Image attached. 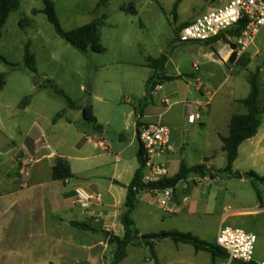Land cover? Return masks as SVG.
Listing matches in <instances>:
<instances>
[{
    "label": "rangeland",
    "instance_id": "374dc122",
    "mask_svg": "<svg viewBox=\"0 0 264 264\" xmlns=\"http://www.w3.org/2000/svg\"><path fill=\"white\" fill-rule=\"evenodd\" d=\"M52 1L66 31L107 16L100 27V44L105 52H81L56 33L41 12L42 0H21L20 8L7 20L0 44V55L6 60L0 62V74L6 75V86L0 91V176L9 173L18 178L15 186L18 187L28 183L26 174L35 167L45 180L52 161L35 162V159L52 153L70 161L76 174L73 182L86 180L91 163L85 157L122 152L130 165L136 164L140 143L133 142V124L138 118L131 113L139 116L141 109L156 116L152 122L161 121L172 129L173 140L184 149L176 158L182 156L181 160L195 166L204 164L210 157L212 168H226L227 157L221 150L218 133L228 134L231 116L246 113V108L234 104L232 99L248 97L249 80L257 71L260 73L259 106L264 105V27L247 52L240 59L232 60L235 54H228L227 58L223 54L227 46L234 45L233 41L214 45L180 42L181 24L196 19V6L202 0H112L100 11L96 10L100 0ZM132 5L136 14L130 11ZM29 42L37 74L25 63V47ZM162 56L168 58L164 74L181 79L165 82L163 89L147 100V82L154 75L149 65ZM58 91L64 92L76 107H70ZM162 96L168 99L167 105L161 103ZM197 100L203 104L210 102L211 106L201 110L205 124L189 125L186 106ZM88 106L95 108L103 130L85 121L82 109ZM41 135L44 142L38 145V155L25 152L30 146L28 142H35ZM88 140H104L110 151L95 148ZM256 141L259 143L252 153L242 151L234 164L235 172L253 171L264 176V119ZM80 147L86 151H79ZM21 150L27 156L25 159ZM113 162V158L108 159L109 166L102 170L112 168ZM176 171L172 163L169 174ZM190 179L189 184L183 183L179 188L180 213L163 210L154 199L138 202L132 214L135 235L127 246V257L120 264H213L208 253L196 252L190 244L177 243L171 238L143 239V236L191 233L216 243L222 226L254 233L257 236L254 260L262 264L264 186H259L263 195L260 202L247 179L226 176L212 179L210 175H192ZM186 185L190 188L184 190ZM57 190L54 188L51 193ZM4 206L8 210L0 221V264L89 263L86 252L80 249L57 254L39 234L42 225L36 224V237L31 239L32 223L20 218L22 206L13 205L6 198L0 201V208ZM67 206V210L47 208L50 229L59 227L60 220L70 218L72 212L81 211L71 197ZM102 222V219L95 220L96 225ZM67 236L73 242L71 245L100 240L103 245L95 254L98 264L112 263L116 246L108 244L104 232L93 234L69 227ZM149 243L153 244L154 251Z\"/></svg>",
    "mask_w": 264,
    "mask_h": 264
},
{
    "label": "crops",
    "instance_id": "0c3cea01",
    "mask_svg": "<svg viewBox=\"0 0 264 264\" xmlns=\"http://www.w3.org/2000/svg\"><path fill=\"white\" fill-rule=\"evenodd\" d=\"M54 3H55V1H54ZM222 3H223V0H202L200 2V5L196 6L198 9V11H197L198 16H200L204 13H207V12L213 10L214 8L219 7ZM55 6H56V3H55ZM56 8H57V6H56ZM56 11H57V9H56ZM191 21L192 20H187V21L183 22L181 25L184 26ZM162 75L165 77H171V76L165 75L164 72L162 73ZM159 87H161V88H159ZM163 87H164V85L157 86L155 91L153 92L152 96H154L155 94L158 93L157 90H162ZM198 90L204 96L202 87H199ZM246 98H242V99H240V98L235 99L234 98V99H232V102H234V104H240V105H243L245 107V105L242 103V101ZM161 103H164L165 105H167L168 99L165 96H162L161 97ZM187 106H190V108L188 109ZM187 106H186V115L188 113L195 112L197 110L201 113V110H206L207 109L206 107L211 106V105H210V102L203 104L202 101L197 100L194 102V104H189ZM92 109H93L94 116L96 117L97 114H96L95 108L92 107ZM246 113H247V108H246ZM246 113H244V114H246ZM131 116H136L138 118V121H136L133 124V127H134L133 142L135 140H137L139 142V139H138L139 126H141L143 124L154 123L152 121L155 120L156 116L152 115L151 113L146 114L142 109L140 110L139 116H137V113H134V114L131 113ZM161 116H162V114L159 115V117H161ZM232 117H233V115L231 116V118ZM231 118H230V121H231ZM159 122H161V121H159ZM97 123L100 126V128H98V129L103 130L101 125L99 124L98 118H97ZM199 124H205L202 114H201V121ZM189 125H192V124H189ZM193 125H195V124H193ZM229 125H230V123H229ZM171 131H172V129H171ZM228 135H229V130H228V134L225 132L218 133V137L220 140H221V136L226 137ZM258 135H259V132H258L257 136H255L254 138L244 142L241 145V147L239 148L238 159L241 156L242 151L244 153H247V154H249L250 152L251 153L253 152V150L255 149L254 148L255 145H257L259 143V141L258 142L256 141ZM121 137H122V139H125L124 135H121ZM88 141L93 142L95 148H100L103 151H107V152L110 151L109 145H107L104 140H97V141L88 140ZM254 141H255V144L254 145L251 144ZM41 142H44V135L38 136L36 138L35 142H28L30 145V146H28V149H30V150L27 149V150H25V152L26 151H33L34 155H38V152H39L38 145ZM133 142H132V144H133ZM245 145H247V147H245ZM172 148H173L172 153L170 155H168L164 160L167 162L169 172H170V167H171L172 163H175V167H176L177 171L172 175H170L168 173L167 178H171V177H174L175 175H177L179 170H180L182 163L186 164L188 167H193V166H189L185 161L181 160L182 156H181V158L175 157L176 154H178V153L181 154L182 150H184V149L179 144H177L176 141L173 140V135H172ZM222 148H223V143H222L221 150H222ZM21 151L23 152L22 154H23V157L25 159L27 156L25 155L23 150H21ZM79 151L85 152L86 150L83 149V147H80ZM222 152H223V150H222ZM122 154H123L122 152L119 154L114 153V152L112 154L111 153H109V154L108 153H101V154L95 155L92 158H90V157L83 158L85 160H88L91 163V165H90L91 168L87 171L88 174L86 175V178H85L86 180H84L82 182H80L78 180H77V182H73L75 180L73 178V179H71L65 183L53 180L52 168H53L54 160L56 158H59V157L64 158V159H66V158L63 156H58L54 153H52L50 155L45 154L40 159H38V160L35 159V162H39L41 160H51L52 161L51 163H49V166H48L50 168L49 169V175H47V178H45V180L41 176L40 169L38 170L34 167L31 173L29 172L26 174V177L28 178V183L26 182L24 185L21 184V185H18V187H15L16 184L18 183L17 182L18 178L14 177V176H9V173H6L4 175L1 173V176H0V201H2L3 199L6 198L9 201H11V203L13 205L22 206V210H23L22 213L23 214L20 215V218L21 219H29V222L32 223L31 224V230L29 231V234L31 235V239H34L36 237V224L38 226L42 225L41 229H40L41 231H39L40 232L39 234L44 237L46 242L49 241L47 244L49 246H51L57 254L60 253V255H63V254L65 255L69 249L70 250L80 249V250H83L86 252L87 261L89 262L88 264H98V259H97L95 254H97L98 248L101 245H103V242H101L100 240H97V241L90 240L89 243L86 245H82V244L81 245H79V244L71 245V243H73V242H69L68 236H67V230L69 227L76 229L75 227L71 226V224H70L71 221L85 222V221H88L89 219H93V218H91V217H89V215L83 213L82 210L80 211V213L72 212L70 218L60 220L59 227L55 228L53 226V229H50L49 226L47 225V223L49 221V216L47 214V208L50 210H57V209L67 210L68 209L67 201L70 199V197H71V199H73V204L75 205V201H74L75 190L77 188H85V189L92 191V192L102 193L104 196V207L101 210V213H102L101 219L103 221L102 226H103V232L106 234V239L108 238L107 233L122 237L123 233H124V228H123V225L121 224L120 216L124 210V205H125L126 198H127V188L131 184V182L135 176V173L139 169V166H140L139 161H138V153L136 156V164H131V165L128 161H126L122 157ZM110 158L114 159V162L112 164V168H108L106 171H103L102 169H104V167L109 166L108 165V159H110ZM67 161L70 163L69 160H67ZM209 161H210V157H207L205 159V164L208 168H212L209 165ZM19 163L21 164L22 162L19 161ZM70 166H71L73 174L76 176V174L73 171L71 163H70ZM233 167H234V165H233ZM212 169H214V168H212ZM194 176L203 177L201 175H194ZM190 178H191V176L187 180L179 183L178 186L176 187V189L174 190L173 203L174 202H176V203H174L173 208H172L173 213H180V211H181V209L179 208L180 207L179 206V194H178L179 188H180L181 184H183V183L187 182V184H189V181L191 180ZM23 181H25V179H23ZM7 183H8V185H7ZM60 186H62V187H60ZM54 188H58V190H57V192H54V194H53V193H51V191ZM187 188H190V185L184 186V190ZM27 191H28L27 194H23ZM262 197H263V195H262ZM152 199H153V196L151 193L144 192L138 197V202L140 200L142 202L152 201ZM7 210H8V206L7 207L4 206V207L0 208V221L2 220V218H4L6 216ZM64 228H67V229H65V231H64ZM77 230H79V229H77ZM82 232H85V231H82ZM86 233H93V232H86ZM7 246L8 245H4V247H7Z\"/></svg>",
    "mask_w": 264,
    "mask_h": 264
},
{
    "label": "trees",
    "instance_id": "16d2710c",
    "mask_svg": "<svg viewBox=\"0 0 264 264\" xmlns=\"http://www.w3.org/2000/svg\"><path fill=\"white\" fill-rule=\"evenodd\" d=\"M111 1L112 0H100L96 7V10L100 11L106 8ZM42 2L44 4V9L41 12L47 16L49 22L54 26L56 33L61 38L84 53H87L89 51L94 53L105 52V49L100 44V27L103 25L107 16L104 15L101 18L96 19L91 23L75 30L66 31L62 27V24L58 18L55 3L52 0H42ZM20 6L21 0H0V44L3 36V29L7 23L9 16L13 12H16L20 8ZM130 11L134 14L137 13L133 5L130 7ZM33 13L37 14L38 11H34ZM242 29L243 26L232 31L231 35L233 37L239 36ZM218 39H220V37L213 40L212 42H216ZM235 58L236 56L234 55L232 57V60H235ZM5 61L6 60L0 55V62ZM167 62V56H162L159 59L153 60L149 65L155 73L147 82V100L153 98L152 94L157 86L163 85L165 82H171L181 79L180 76L165 77L162 75ZM25 63L28 69L33 74H37V70L35 67L36 61L34 56L30 52V42L25 47ZM259 79L260 73L257 71L251 76L249 80L251 91L248 97L242 101V103L247 108V113L233 115L229 125V135L226 137L221 136V141L223 143L222 150L227 157L226 168L215 170L212 168H208L205 163L193 167H188L186 164L182 163L178 174L174 177L165 178L155 183L146 184L143 182L146 163L145 151L140 143V149L138 152V161L140 166L136 171L131 184L127 188V198L124 205V210L120 216V221L124 228V236L120 237L110 234L107 238L108 244L116 246V251L114 253V258L111 264H120L127 257V246L130 244L135 235V224L132 219V214L136 209L138 197L144 192L152 193L155 190L162 191L165 189L175 190L179 183L187 180L192 175H201L203 177L210 175L212 179L226 176L229 179L250 180L256 190L259 201L262 202L263 197L259 186H264V176H259L253 171L249 173H240L233 170V165L239 156V148L244 142L257 136L259 129L262 126V122L264 119V105L263 108H260L259 106ZM5 86L6 75L0 74V91H2ZM58 94L63 96L68 101L70 107H76L73 101L69 97H67L64 92L58 91ZM82 111L85 121L94 124L96 128H100L97 123V118L94 116L92 107H85L82 109ZM58 117H60V114L58 115ZM52 176L54 181H60L64 183L75 178L70 163L66 159L60 157L54 160ZM70 224L76 229L85 232H103L102 225H96L94 219H89L85 222L71 221ZM164 238H171L177 243L190 244L195 248L196 252L208 253L212 259L213 264H217L218 261L226 258V252L222 248L217 246L215 243H209L207 241L201 240L191 233L163 232L159 235L143 236V239L152 240ZM149 245L151 246L152 251H154L153 244L149 243ZM235 264L257 263L253 261L251 263L236 262Z\"/></svg>",
    "mask_w": 264,
    "mask_h": 264
},
{
    "label": "built area",
    "instance_id": "2783aa9c",
    "mask_svg": "<svg viewBox=\"0 0 264 264\" xmlns=\"http://www.w3.org/2000/svg\"><path fill=\"white\" fill-rule=\"evenodd\" d=\"M243 26L240 35L233 37L231 32ZM264 27V0H223L213 10L204 13L189 22L179 31L181 43H210L214 45L225 40L233 41L227 46L229 56L235 54L240 59L254 44L256 36ZM218 39L216 42L213 40ZM161 88V87H159ZM189 109L190 106H187ZM201 113L197 110L187 114L189 124L200 123ZM138 139L145 151V169L143 182L155 183L168 177V165L164 160L173 151L172 131L161 123H148L139 126ZM153 199L160 207L173 212V189L155 190ZM75 205L83 213L99 221L104 207V196L85 188L75 190ZM171 206V208H170ZM257 236L240 228L222 226L216 239V245L226 252V258L217 264L251 263L255 256ZM264 264V262L262 263Z\"/></svg>",
    "mask_w": 264,
    "mask_h": 264
},
{
    "label": "bare ground",
    "instance_id": "6f19581e",
    "mask_svg": "<svg viewBox=\"0 0 264 264\" xmlns=\"http://www.w3.org/2000/svg\"><path fill=\"white\" fill-rule=\"evenodd\" d=\"M223 56H224L225 58H227V57H228V52H224Z\"/></svg>",
    "mask_w": 264,
    "mask_h": 264
},
{
    "label": "water",
    "instance_id": "95a60500",
    "mask_svg": "<svg viewBox=\"0 0 264 264\" xmlns=\"http://www.w3.org/2000/svg\"><path fill=\"white\" fill-rule=\"evenodd\" d=\"M109 235H110V234L108 233L107 236L109 237Z\"/></svg>",
    "mask_w": 264,
    "mask_h": 264
}]
</instances>
